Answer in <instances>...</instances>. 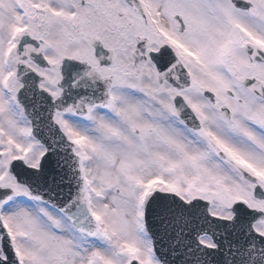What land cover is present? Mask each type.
I'll return each instance as SVG.
<instances>
[{
  "label": "snow or ice",
  "instance_id": "snow-or-ice-1",
  "mask_svg": "<svg viewBox=\"0 0 264 264\" xmlns=\"http://www.w3.org/2000/svg\"><path fill=\"white\" fill-rule=\"evenodd\" d=\"M0 264H264V0H0Z\"/></svg>",
  "mask_w": 264,
  "mask_h": 264
}]
</instances>
